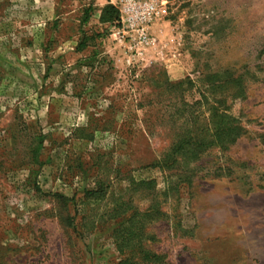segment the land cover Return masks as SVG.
<instances>
[{
	"label": "rangeland",
	"instance_id": "obj_1",
	"mask_svg": "<svg viewBox=\"0 0 264 264\" xmlns=\"http://www.w3.org/2000/svg\"><path fill=\"white\" fill-rule=\"evenodd\" d=\"M107 1L0 0V264H118V200L159 212L137 264H264V0H154L147 43ZM202 94L242 134L161 168Z\"/></svg>",
	"mask_w": 264,
	"mask_h": 264
},
{
	"label": "trees",
	"instance_id": "obj_2",
	"mask_svg": "<svg viewBox=\"0 0 264 264\" xmlns=\"http://www.w3.org/2000/svg\"><path fill=\"white\" fill-rule=\"evenodd\" d=\"M88 12L89 10H85L82 16L81 22L83 25L89 20ZM119 16L120 13L117 7H114L112 4H106L99 9L98 22L103 26H112L119 22ZM87 40L88 38L84 36L77 44V48H85ZM212 78L210 82L214 83ZM220 83L218 82V85H211L210 87L213 89L218 88L221 85ZM178 85L180 83L170 84L169 87L174 88ZM238 91L241 92V89H238ZM180 103L182 130L181 133L175 136V141L165 157L157 163L161 168H171L173 165L178 164L180 159L185 157L194 161L202 152L211 147L224 149L235 142L243 132L238 122L232 116L227 115L219 106L209 103L204 94H202L199 101L190 104L185 100H181ZM204 104L207 106L206 110L209 111L208 122L203 128L198 130L196 128L199 119L197 113L203 115V112H200V110ZM198 131L199 133H197ZM34 153V159H37V151H34ZM143 184V182H138L136 187ZM104 194L105 191L100 186L96 190L85 191L84 198L98 202L103 199ZM59 198L66 202L65 198ZM157 214H159L158 210L154 209L152 212L149 210L141 212L129 202L118 200L114 203L112 210L106 217L117 225L113 227L111 237L115 242L119 255L122 257L118 264H137V259L141 262L150 263V261H158L160 259L157 255L146 252L141 248L144 223L148 218ZM96 222V220H92L90 224Z\"/></svg>",
	"mask_w": 264,
	"mask_h": 264
},
{
	"label": "built area",
	"instance_id": "obj_3",
	"mask_svg": "<svg viewBox=\"0 0 264 264\" xmlns=\"http://www.w3.org/2000/svg\"><path fill=\"white\" fill-rule=\"evenodd\" d=\"M119 22L122 29L134 32L136 40L147 43L149 36L148 26L157 15V6L154 0H120L118 7Z\"/></svg>",
	"mask_w": 264,
	"mask_h": 264
},
{
	"label": "crops",
	"instance_id": "obj_4",
	"mask_svg": "<svg viewBox=\"0 0 264 264\" xmlns=\"http://www.w3.org/2000/svg\"><path fill=\"white\" fill-rule=\"evenodd\" d=\"M106 4H111V2H110V1H107V2L102 3V4H99V5H103V6H104V5H106ZM103 6H102V7H103Z\"/></svg>",
	"mask_w": 264,
	"mask_h": 264
}]
</instances>
